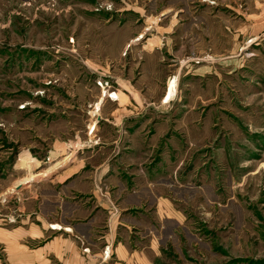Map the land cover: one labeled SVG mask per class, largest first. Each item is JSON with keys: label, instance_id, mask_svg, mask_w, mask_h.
<instances>
[{"label": "rangeland", "instance_id": "obj_1", "mask_svg": "<svg viewBox=\"0 0 264 264\" xmlns=\"http://www.w3.org/2000/svg\"><path fill=\"white\" fill-rule=\"evenodd\" d=\"M141 159L186 173L154 264H264V0H0V203Z\"/></svg>", "mask_w": 264, "mask_h": 264}, {"label": "crops", "instance_id": "obj_2", "mask_svg": "<svg viewBox=\"0 0 264 264\" xmlns=\"http://www.w3.org/2000/svg\"><path fill=\"white\" fill-rule=\"evenodd\" d=\"M144 95L135 88V99L144 101ZM32 158L25 152L21 161L27 164ZM140 161L131 173V185L119 181L123 170L112 169L105 160L92 172L70 171L63 179L38 183L0 203V264H154L161 250L154 221H146L151 215L147 205L157 209L154 218L161 223L180 222V212L170 194L171 183L168 192L150 184L160 176L182 188L186 173L177 165L153 173L146 160ZM77 174L78 179L70 180Z\"/></svg>", "mask_w": 264, "mask_h": 264}, {"label": "bare ground", "instance_id": "obj_3", "mask_svg": "<svg viewBox=\"0 0 264 264\" xmlns=\"http://www.w3.org/2000/svg\"><path fill=\"white\" fill-rule=\"evenodd\" d=\"M174 85H175V82H173V87H174ZM171 91V90H170ZM171 95L173 94L172 92L170 93ZM113 97L114 98H116L117 99V97H116V94H114L113 95ZM68 159V158H67ZM59 164V162H57L54 166H51V167H49L48 169H52V168H56L57 167V165ZM47 170V169H46ZM45 173H47V171L45 172ZM48 173H50V172H48ZM44 174V173H43ZM31 175V174H30ZM31 177H33V176H31ZM31 177H27V178H25L22 182H20L18 185H17V187L18 186H21L22 184H24V183H26V181L28 182V180L31 178ZM32 180V179H31ZM30 181V180H29Z\"/></svg>", "mask_w": 264, "mask_h": 264}, {"label": "water", "instance_id": "obj_4", "mask_svg": "<svg viewBox=\"0 0 264 264\" xmlns=\"http://www.w3.org/2000/svg\"><path fill=\"white\" fill-rule=\"evenodd\" d=\"M19 188V187H18Z\"/></svg>", "mask_w": 264, "mask_h": 264}]
</instances>
